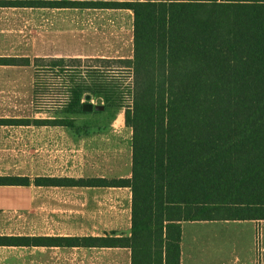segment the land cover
Here are the masks:
<instances>
[{
	"label": "trees",
	"instance_id": "16d2710c",
	"mask_svg": "<svg viewBox=\"0 0 264 264\" xmlns=\"http://www.w3.org/2000/svg\"><path fill=\"white\" fill-rule=\"evenodd\" d=\"M2 5L129 8L135 19L132 59L0 57L3 65H33L44 78L33 95L46 113L0 123L63 125L83 135L99 127L73 117L86 113L87 94L101 99L105 111L116 110L113 118L123 110L133 130L130 178L34 182L131 187L130 237L0 235V245L129 247L132 264H181L184 221L264 219V0H0ZM125 72L132 73L127 94L119 81ZM31 183L29 176H0V185Z\"/></svg>",
	"mask_w": 264,
	"mask_h": 264
},
{
	"label": "crops",
	"instance_id": "0c3cea01",
	"mask_svg": "<svg viewBox=\"0 0 264 264\" xmlns=\"http://www.w3.org/2000/svg\"><path fill=\"white\" fill-rule=\"evenodd\" d=\"M5 10V11H2ZM8 23V29H0L3 36L13 41L12 48L0 57H37L45 58H134V12L129 8L104 7H4L0 6ZM30 13L31 36L26 46L30 48L20 53L17 48L24 40L17 29L22 22V14ZM2 14V13H0ZM40 16H46L47 29H39ZM3 17V16H2ZM0 17V19L2 18ZM5 33V34H3ZM19 41V42H17ZM8 69H30L33 65H3ZM34 84L30 92L33 94ZM36 115H0V118H39L45 112ZM45 113V114H43ZM93 111L88 112L92 114ZM73 117L78 123L80 115ZM122 115V116H121ZM124 112L117 114L104 128L93 127L89 134L77 135L63 125L47 124H10L0 123V160L16 166L21 164L24 154L29 153L31 163L36 168L32 173L4 172L0 176H29L32 183L24 185H0V208L16 206V191L23 188L48 190H75L84 194L79 202V217L86 222L89 218L100 223L93 226L90 233H46L29 235L32 237H89V236H129L132 231L133 193L129 186H81L53 185L44 186L34 182L38 177L57 178H94L108 179L130 178L132 176V143L130 170L118 176H106L94 172L86 164L96 153L97 145L103 137L98 132H106L111 126L122 128L125 122ZM122 117V118H120ZM131 130L133 138V130ZM96 128V129H94ZM26 129V130H23ZM26 132L23 136L22 133ZM69 133V134H66ZM15 160V161H12ZM95 163V162H94ZM87 195V196H86ZM13 204V205H12ZM39 205L38 200L31 199V205ZM101 205V206H100ZM105 205V207H104ZM81 207H84L81 209ZM61 209V213H63ZM73 211V210H71ZM103 228V231L98 229ZM264 231V219L249 220H204L184 221L182 223L181 264H264V245L258 246ZM4 235V234H2ZM19 247L32 248V264H132V252L129 247H85L32 244L30 246L0 245V249H10L16 254ZM4 250H0L3 253ZM97 255V256H96ZM45 256V257H43ZM0 263H2L0 261ZM5 264V263H3ZM11 264V263H9Z\"/></svg>",
	"mask_w": 264,
	"mask_h": 264
},
{
	"label": "rangeland",
	"instance_id": "374dc122",
	"mask_svg": "<svg viewBox=\"0 0 264 264\" xmlns=\"http://www.w3.org/2000/svg\"><path fill=\"white\" fill-rule=\"evenodd\" d=\"M2 11H5L2 9ZM0 11V29H8V23L4 13ZM34 17L30 13L22 14V22L17 24V29L22 32L19 35L24 38L21 41V47L17 48L20 53H31L30 48L26 46L27 39L30 38L31 30L36 29L30 24V19ZM39 29H47L46 16H40ZM5 34V33H3ZM13 41L7 38L0 37V54H7L11 48ZM19 42V41H17ZM132 73L125 72L120 76L119 81L121 88L125 94L128 92L129 86L132 83ZM41 77V76H40ZM37 80V81H36ZM44 78H38L36 71L30 69H8L0 67V115H36L40 113L42 106H36L34 95L30 92V86L33 82L36 87L42 84ZM44 87V86H43ZM55 91L61 92L60 89ZM60 93L55 98H60ZM128 96V95H127ZM85 100V99H84ZM83 100V101H84ZM95 104H104L101 99L92 97ZM123 112V110L121 111ZM45 114V113H43ZM116 115V110L103 111L102 113L83 114L80 119H87L92 123H96L99 127H107L108 122ZM122 116V115H121ZM122 118V117H120ZM124 118V115H123ZM125 119V118H124ZM107 123V124H106ZM98 129V127H96ZM94 128V129H96ZM26 130V129H23ZM26 132H23L24 136ZM69 134V133H66ZM99 136L103 137L102 141L97 145L96 153L89 159L91 163L86 164L89 169H94V172L102 173L106 176H118L123 173H128L130 170L131 159V143L132 133L125 123L122 128L111 126L106 132H98ZM15 161V160H12ZM0 160V173L4 172H26L32 173L36 168L35 162L31 163L29 153L24 154L21 164L16 166L4 163ZM95 162V163H94ZM16 191V206L0 208V235H36V234H55V233H90L94 232L93 226L100 227V223L89 218L86 222L77 213L80 209L79 202H82L84 197L77 189L61 191L36 188H23ZM87 196V195H86ZM38 200L37 205H31V199ZM101 206V205H100ZM105 207V205H104ZM84 207H81V209ZM63 209V213H61ZM73 210V211H71ZM77 211V212H76ZM104 229H98L103 231ZM261 229L258 231V246L264 245V231L260 237ZM0 253V264H32V248L19 247L16 249V254H10V249ZM97 256V255H96ZM45 257V256H43Z\"/></svg>",
	"mask_w": 264,
	"mask_h": 264
},
{
	"label": "water",
	"instance_id": "95a60500",
	"mask_svg": "<svg viewBox=\"0 0 264 264\" xmlns=\"http://www.w3.org/2000/svg\"><path fill=\"white\" fill-rule=\"evenodd\" d=\"M83 112H91V111H104L105 105L104 104H95L92 101V95L87 94L83 103Z\"/></svg>",
	"mask_w": 264,
	"mask_h": 264
}]
</instances>
